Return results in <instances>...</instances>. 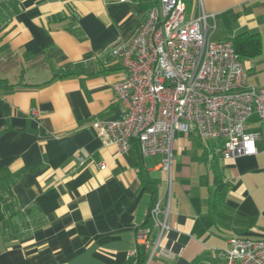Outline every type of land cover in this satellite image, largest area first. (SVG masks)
I'll return each mask as SVG.
<instances>
[{"label":"crops","instance_id":"0c3cea01","mask_svg":"<svg viewBox=\"0 0 264 264\" xmlns=\"http://www.w3.org/2000/svg\"><path fill=\"white\" fill-rule=\"evenodd\" d=\"M152 1L0 0V264H134L135 228L156 202L168 206L159 245L174 258L145 264L222 261L231 237L264 239L261 138L254 154L222 159L217 140L175 131L168 195L162 155L135 142L119 153L92 127L124 112L112 85L125 72L108 48L133 36ZM185 3L187 17L210 14L211 42L259 35L260 52L240 59L247 83L264 86V0Z\"/></svg>","mask_w":264,"mask_h":264},{"label":"built area","instance_id":"2783aa9c","mask_svg":"<svg viewBox=\"0 0 264 264\" xmlns=\"http://www.w3.org/2000/svg\"><path fill=\"white\" fill-rule=\"evenodd\" d=\"M203 10L187 17L184 0H153L133 36L108 48L121 61L125 74L112 85L124 107L115 119L92 122L101 142L119 153L135 142L143 155L160 154L166 191L171 192L174 132L190 127L201 139L217 140L222 159L256 152L264 142V86L247 83L246 67L231 39L211 42ZM249 122L258 130L247 131ZM78 162L84 163L79 157ZM150 225L135 228L136 246L154 256L174 258L159 245L169 229L168 206L156 202L148 209ZM155 228V238L151 230ZM221 264H264V239L231 237Z\"/></svg>","mask_w":264,"mask_h":264},{"label":"trees","instance_id":"16d2710c","mask_svg":"<svg viewBox=\"0 0 264 264\" xmlns=\"http://www.w3.org/2000/svg\"><path fill=\"white\" fill-rule=\"evenodd\" d=\"M230 39L232 41L236 54L240 58L254 56L258 54L261 50L260 38L257 33L243 31L231 37ZM4 218L5 214L1 210L0 204V223L4 220ZM146 258L147 252L141 246H138L134 255V264H145Z\"/></svg>","mask_w":264,"mask_h":264},{"label":"rangeland","instance_id":"374dc122","mask_svg":"<svg viewBox=\"0 0 264 264\" xmlns=\"http://www.w3.org/2000/svg\"><path fill=\"white\" fill-rule=\"evenodd\" d=\"M172 173H173V165H172ZM160 178H162V176ZM171 184H172V179H171ZM212 253L202 256L195 264H221L219 257L216 256L214 252Z\"/></svg>","mask_w":264,"mask_h":264}]
</instances>
